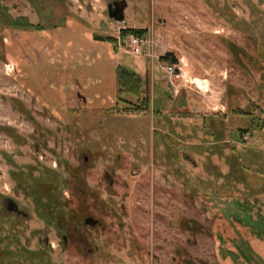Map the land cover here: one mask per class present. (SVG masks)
I'll list each match as a JSON object with an SVG mask.
<instances>
[{"label":"rangeland","instance_id":"rangeland-1","mask_svg":"<svg viewBox=\"0 0 264 264\" xmlns=\"http://www.w3.org/2000/svg\"><path fill=\"white\" fill-rule=\"evenodd\" d=\"M263 21L264 0H0V200L30 214L0 220V264H264Z\"/></svg>","mask_w":264,"mask_h":264},{"label":"flooded vegetation","instance_id":"flooded-vegetation-1","mask_svg":"<svg viewBox=\"0 0 264 264\" xmlns=\"http://www.w3.org/2000/svg\"><path fill=\"white\" fill-rule=\"evenodd\" d=\"M122 8V4L120 3H117V2H113L112 3V10L115 12L116 10H119V14H123V10H121ZM257 14V13H255ZM258 25H261L262 26V29L264 28V21ZM259 29V28H258ZM258 78H261V76H259ZM257 78V79H258ZM168 88H170V86H167ZM190 98V97H189ZM193 104V103H192ZM180 106H183V104H181ZM195 111H197L198 113V110L199 108L196 107L194 108ZM233 110H235L234 108H230V113L233 114ZM264 134V130H262L261 132L258 133V139H256V142L257 143H254V144H260V135ZM253 135V134H251ZM236 136H240L238 133ZM180 142L182 140H179ZM182 143V142H181ZM184 160H188L189 162H192L193 160L187 156V154L183 153L182 154ZM181 155L179 157V160L182 161L181 159ZM189 158V159H188ZM38 185H36L35 187H30L32 189L31 191H34L35 194L37 195H42V193H44L43 191V187L41 185V181L39 180V182H37ZM22 185L19 184V187H21ZM53 192V195H54V189L50 190L49 193H52ZM45 193H48L45 191ZM37 197V196H36ZM54 198V197H53ZM52 198V200H53ZM39 200V199H38ZM37 200V201H38ZM69 202V201H68ZM39 209L41 210V207L38 208V211ZM63 212H64V207H63ZM67 213H65L66 215ZM56 216H57V212L55 211H51V214L49 216L50 220L49 222L51 224H56L57 223V219H56ZM48 217V216H46ZM30 218V214L23 210L22 208L19 207V205L17 204V202L12 199L11 197H2V199L0 200V220L4 221L5 223H10L13 219V221L15 222H18V221H22V222H27ZM84 225L87 226V227H90V228H98L100 226V221L95 219V218H92V217H87L84 219ZM43 241V238L41 236L38 237V242H41ZM63 242L66 244L68 242V238L66 236H63ZM10 243V242H9ZM9 246H7L8 248Z\"/></svg>","mask_w":264,"mask_h":264},{"label":"trees","instance_id":"trees-1","mask_svg":"<svg viewBox=\"0 0 264 264\" xmlns=\"http://www.w3.org/2000/svg\"><path fill=\"white\" fill-rule=\"evenodd\" d=\"M127 33H129V31ZM113 41L114 40L110 39L109 43H112ZM167 57H173V54L170 53V54H168ZM173 61H175V60H173ZM127 70L128 69L125 68L124 72L117 73L118 76L115 74V76H116L115 83H116V87L118 88L117 89L118 94H120V95L121 94H127V95L137 99V103H136L137 105H136L135 109L133 110L136 113L132 112L131 118L135 115L147 116L148 114H150L149 113V105H148V103L150 101H148L147 86L145 87L143 85V83L146 84V80L145 81L142 80L143 81V83H142V81H140V78L135 76V75H138L137 73L133 72L131 74V73L127 72ZM111 75L113 76V74H111ZM34 77L38 79V76H37V73L35 72V70H34L33 79H34ZM117 100H119V99L117 98ZM117 102H120V101H117ZM223 192L224 191L221 190V194L220 193L219 194L223 195Z\"/></svg>","mask_w":264,"mask_h":264},{"label":"built area","instance_id":"built-area-1","mask_svg":"<svg viewBox=\"0 0 264 264\" xmlns=\"http://www.w3.org/2000/svg\"><path fill=\"white\" fill-rule=\"evenodd\" d=\"M123 42L133 52V54H141L144 41H142L140 38L135 37L133 34H129L124 37ZM163 69L166 73H173V67L171 66L168 68L164 67Z\"/></svg>","mask_w":264,"mask_h":264},{"label":"water","instance_id":"water-1","mask_svg":"<svg viewBox=\"0 0 264 264\" xmlns=\"http://www.w3.org/2000/svg\"><path fill=\"white\" fill-rule=\"evenodd\" d=\"M121 4H122L121 10H123V12H124V10H125L124 3H121ZM107 8H108V17H109V19L114 20L118 24H123L124 23V14H119V10H116L114 12L112 10V3H109Z\"/></svg>","mask_w":264,"mask_h":264},{"label":"crops","instance_id":"crops-1","mask_svg":"<svg viewBox=\"0 0 264 264\" xmlns=\"http://www.w3.org/2000/svg\"><path fill=\"white\" fill-rule=\"evenodd\" d=\"M153 79H154V76H152V81H153ZM155 87V86H154ZM191 93V92H190ZM150 94H154V92L153 93H151V90H150ZM195 94V93H194Z\"/></svg>","mask_w":264,"mask_h":264},{"label":"bare ground","instance_id":"bare-ground-1","mask_svg":"<svg viewBox=\"0 0 264 264\" xmlns=\"http://www.w3.org/2000/svg\"><path fill=\"white\" fill-rule=\"evenodd\" d=\"M198 83H200V82H198Z\"/></svg>","mask_w":264,"mask_h":264}]
</instances>
